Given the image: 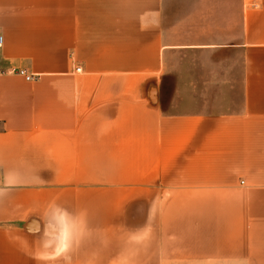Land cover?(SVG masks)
<instances>
[{"label": "crops", "instance_id": "obj_1", "mask_svg": "<svg viewBox=\"0 0 264 264\" xmlns=\"http://www.w3.org/2000/svg\"><path fill=\"white\" fill-rule=\"evenodd\" d=\"M183 1L0 0V264H264V0Z\"/></svg>", "mask_w": 264, "mask_h": 264}, {"label": "built area", "instance_id": "obj_2", "mask_svg": "<svg viewBox=\"0 0 264 264\" xmlns=\"http://www.w3.org/2000/svg\"><path fill=\"white\" fill-rule=\"evenodd\" d=\"M4 43H5L4 36L0 33V51L3 49ZM81 71H82L81 68H77V72H81ZM8 72H16L19 75L24 76L26 80L29 82H32L37 78V76L29 75L25 70H1L0 69V76Z\"/></svg>", "mask_w": 264, "mask_h": 264}, {"label": "rangeland", "instance_id": "obj_3", "mask_svg": "<svg viewBox=\"0 0 264 264\" xmlns=\"http://www.w3.org/2000/svg\"><path fill=\"white\" fill-rule=\"evenodd\" d=\"M173 3H176V2H173ZM182 3L185 4V7H191L192 6V3H194V2H193V0H184ZM208 3H211V2L208 1L207 4ZM216 3H217L216 4V7L223 8L224 12H227L228 15H229L230 8H231V6L234 7V5L236 4V1L235 0H233V1H231V0H222L221 2H216ZM211 106L212 105H210L208 107H211Z\"/></svg>", "mask_w": 264, "mask_h": 264}]
</instances>
